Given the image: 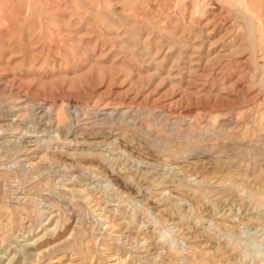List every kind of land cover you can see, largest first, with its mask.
Instances as JSON below:
<instances>
[{
  "label": "rangeland",
  "instance_id": "374dc122",
  "mask_svg": "<svg viewBox=\"0 0 264 264\" xmlns=\"http://www.w3.org/2000/svg\"><path fill=\"white\" fill-rule=\"evenodd\" d=\"M0 264H264V0H0Z\"/></svg>",
  "mask_w": 264,
  "mask_h": 264
},
{
  "label": "bare ground",
  "instance_id": "6f19581e",
  "mask_svg": "<svg viewBox=\"0 0 264 264\" xmlns=\"http://www.w3.org/2000/svg\"><path fill=\"white\" fill-rule=\"evenodd\" d=\"M117 261V260H116Z\"/></svg>",
  "mask_w": 264,
  "mask_h": 264
}]
</instances>
